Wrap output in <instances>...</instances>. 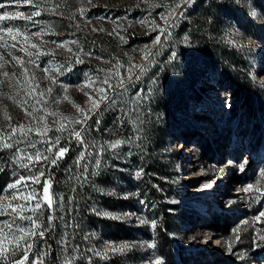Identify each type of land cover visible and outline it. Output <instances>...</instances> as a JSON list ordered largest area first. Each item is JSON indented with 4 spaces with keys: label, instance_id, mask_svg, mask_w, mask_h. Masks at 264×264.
<instances>
[{
    "label": "rangeland",
    "instance_id": "obj_1",
    "mask_svg": "<svg viewBox=\"0 0 264 264\" xmlns=\"http://www.w3.org/2000/svg\"><path fill=\"white\" fill-rule=\"evenodd\" d=\"M125 1L101 0L97 2L98 5L92 0H34L41 14L33 17L32 21L17 18L3 22L5 26L19 28L22 32L26 27L28 31L16 40L4 37L10 46L14 44L15 47L0 48V55L3 56L0 63L7 61L5 67L0 68V73L8 71L19 74L22 68L12 57L23 58V67L28 68L29 76L12 77L10 83H16L17 78L20 84L29 80L32 87L39 89L44 101H50L41 110L42 114L46 118L59 120L57 127L63 125L62 132L83 130L84 125L75 123L83 119L78 109L84 113L89 110L92 104L89 97L98 99L95 89L103 87L115 100L114 104L109 101L107 107L101 105L104 118L99 120H104L105 124L95 127L98 134H103L102 146L109 151L98 168L94 157L100 147L93 139H84L85 143L80 144L72 137L80 145L79 148L66 147L73 152L75 161L81 151L86 155L81 162L88 165L84 175H81L82 167H77L75 161L64 170L65 177L75 175L79 189L86 192L87 203L84 205L77 204L76 199L66 202L57 190L54 171H58L61 160L56 165L42 160L33 161L28 168L13 162L17 148L23 150L25 159L22 163L26 164L29 163L27 156L37 151L52 156V153L45 152V148L57 136L54 134L56 131L48 125L47 136L43 138L36 134L34 128L29 133V139L36 144L35 148L29 147L28 140L17 133L15 141L19 143L14 142L11 149H0V196H10L11 191L4 189L20 176L29 177L42 172L41 182L29 181L23 191L28 193L35 190L37 197H40L43 181L47 180L51 186L50 194L57 201L55 213H50L45 205L40 216V220L42 216L47 219L50 214L56 217L51 227L45 230V235H51V241H45V236L37 237L30 257L35 259L36 254L60 251L64 241L57 237V233L64 224L62 214L68 212L73 217L69 225L77 230L78 236L89 242V249L100 251L106 244L134 245L122 253L115 252L124 260V264H154L157 259L160 264H249V260L256 256L264 258V241L257 238V232L264 229V217L260 218V222L253 219L264 212V197L257 200L251 192L242 191L240 195H232V191L227 190L225 193L229 195V200L220 203L214 185L222 165L216 163L213 157L201 154V146L205 143L210 146L217 144L216 159H221L228 154L226 151L233 149L234 157L241 155L240 162L245 165L241 170L242 189L257 181L264 186V179L261 178V173H264V0L260 2L261 7L254 0H229L230 4H234L237 18L228 17L225 9H218V35L213 38L207 33L201 43L190 46L185 44L184 32L174 27L181 15L170 17V23L174 21L170 28L162 19V14L167 15L174 6L162 3L152 14L116 12L109 6ZM0 3L5 4L0 14L19 12L23 17H28L35 10L23 2L17 4L16 0H0ZM188 7L183 5L176 11H182L184 15ZM189 16L186 15V18L189 19ZM53 17L56 19L52 21ZM61 22H64L63 26H60ZM127 25L135 34L146 36L140 42L137 56L109 57L86 47L78 34L101 30L119 36ZM161 29L167 31L162 34ZM35 32H41V35H32ZM157 35L161 36L162 45L153 46ZM120 40L123 42L125 38L120 35ZM66 41V46H57L64 45ZM32 44L37 47H31ZM165 44H169L167 51ZM21 48L26 51H21ZM148 49L153 55L145 60L144 54ZM164 51L162 61L166 66L163 70H158L150 78L146 70L140 73L139 68H134L132 80L128 82L129 68L135 65L147 67L150 60L158 58ZM26 52H31L32 56L28 57ZM194 57L195 60L191 61ZM29 59L34 63L29 64ZM77 59L83 62L78 63ZM117 62L122 65L119 76L125 80V87H117L112 92L102 82L111 75L110 83L117 84V76L112 75L116 72ZM0 80L9 83L2 75ZM242 94L250 96L242 101ZM3 116L6 119L5 112ZM211 117L212 120L218 119V130L213 134L202 128L203 121ZM9 131L7 129L4 133ZM184 135L185 138H179ZM236 138H239L237 142ZM117 139L123 143L116 149L107 147L108 143ZM183 140L196 144V148L192 146V152L186 153ZM59 148L57 145L53 152ZM236 149L242 153L239 154ZM89 152L91 156L87 155ZM149 153L157 154L166 168L163 172H148L143 168L141 162ZM181 157L182 162L179 161ZM184 159L188 162L184 163ZM182 164L185 169L181 171ZM137 172L141 174L137 176ZM93 174L109 176L97 182ZM102 195L112 196L114 202L109 206L97 202ZM8 202L0 201V204ZM105 212L110 215L98 214ZM81 213L88 217L79 227L74 218ZM102 218L125 221L134 230L131 236L117 235L112 238L100 222ZM209 218L219 221L222 230H211L207 223ZM9 219L8 215L0 216V221ZM142 220L147 222L141 223ZM244 221L248 223L243 224ZM21 223L27 226L26 222ZM238 227L237 239L233 230ZM0 228L6 233L9 231L2 224ZM147 244L154 247H146ZM229 245L232 249L230 252ZM89 249L81 254L78 251L74 253V258L80 257L75 264H91L98 257Z\"/></svg>",
    "mask_w": 264,
    "mask_h": 264
},
{
    "label": "trees",
    "instance_id": "obj_2",
    "mask_svg": "<svg viewBox=\"0 0 264 264\" xmlns=\"http://www.w3.org/2000/svg\"><path fill=\"white\" fill-rule=\"evenodd\" d=\"M94 2H101V0H92ZM256 5L261 7V0H254ZM178 0H126L122 4H109V6L116 10V12H125L127 14H133L137 11L139 12H147L152 14L156 11L161 4L167 3V6H174ZM107 3H110L107 1ZM100 5L99 3H97ZM233 4V3H232ZM230 4L229 0H194V2L187 8L186 14L180 16L175 22V29L182 30L184 32V41L187 46L193 43L202 42L205 39V34H209L211 37L215 38L220 30V22L217 17L218 9H225L227 11V16L232 17L234 19L237 18V14L234 10V4ZM186 15H190L187 19ZM56 17L52 18V21L55 20ZM60 26L64 25V22L59 23ZM67 23H65L66 25ZM73 24V23H71ZM67 26V25H66ZM73 26V25H72ZM81 40L86 47H90L96 49L97 51L103 52L109 57L119 56L121 58L127 57L130 55L137 56L139 54L140 42L145 39V35L135 34L132 28L127 25L120 31V35L125 38V41L120 40L119 36H113L111 34H107L104 31L98 30L92 33H78ZM148 34V33H147ZM150 35V33L148 34ZM187 38V40H185ZM200 42V43H201ZM169 44H165V50L169 49ZM212 48V47H211ZM165 51L159 54L158 58H154L152 61L148 62L146 67V71L148 72V77L152 78L154 73H157L158 70H163L166 66V63L162 61V57L164 56ZM161 57V58H160ZM195 60V57L191 59V61ZM91 66V65H89ZM211 66V65H210ZM225 72V71H224ZM149 78V79H150ZM147 79V78H146ZM145 79V80H146ZM34 89V90H33ZM31 92L30 95L27 93ZM41 91L36 87H32L30 84L22 83L18 85L17 83H3L0 84V132H5L7 129L11 130V126H19L24 125L25 128H34L36 129L37 123L33 120L32 116H29L27 113L33 110L35 107L36 112L35 115L37 117L44 116L42 114V109L45 105H49L50 101H44L43 97L40 96ZM243 95V94H242ZM248 95V94H247ZM243 95L242 101H245L246 97L249 98L250 95ZM8 97H13V99H9ZM6 113L7 117L10 119H4L3 113ZM98 115L92 116L87 123L83 127V139H93L100 148H103L104 151L99 152V156H95L94 160L99 158L100 163L104 161L109 155V151L106 150L102 143L104 142V137L102 133H97L95 127L102 126L104 122L99 120V118H104L102 113H104V109L102 111H98ZM134 117H135V112ZM136 118V117H135ZM47 125L52 128V130L56 131V136L60 138L59 147H69V149L77 150L79 148V144L76 143L75 140L70 136L69 131H59L58 124L59 120H55V118H46ZM99 120L100 123L96 124L95 121ZM39 127H44L43 124L39 125ZM186 137L180 136L179 138L183 139ZM215 145H209L205 143L201 146V154L202 156H209V158L214 159L216 163H218L217 159L214 157L216 150ZM215 146V147H214ZM75 161V157L73 156V152L68 151L64 158L60 161V167L58 171H54L57 184V190L61 192L63 197L66 199V202L72 201L76 199V203L79 205H84L87 203V194L86 192H81L78 187V180L75 175L69 177H65L64 170L66 166L69 164H73L71 162ZM143 168L151 172V170L156 171H164L166 168L163 167V163L157 158V154L155 156L152 153H149L148 156L141 162ZM176 166V165H175ZM174 166V167H175ZM176 168V167H175ZM178 169L175 170L177 173ZM68 175V174H67ZM93 174L94 181H102V179H106L109 175L101 174L100 176ZM68 178V179H67ZM103 179V180H104ZM150 189V187H149ZM97 196V195H95ZM98 198V196L96 197ZM99 203H103L106 205H111L114 202L112 196L102 195L97 200ZM127 203V202H126ZM88 216L85 213H81L74 218L75 224L80 227V225L84 222V220ZM63 221V227L57 233L60 239H62L63 246L60 248L58 253H50L43 257L44 264H65V259L71 261V264H75L80 257H76L72 259L75 252L78 251L79 254L85 252L89 249V242H87L83 237L78 236L77 230L72 228L69 225V220L73 217L69 215L68 212H65L61 216ZM214 218L208 219V227L213 231L222 230L223 226L219 224V221H215ZM41 224L46 226L47 219L45 216H42L40 220ZM105 229L107 230L110 237L115 238L117 235H121L123 237L131 236L134 227L127 222H117L112 221L110 219L102 218L100 221ZM47 227L45 228V230ZM158 232V230H157ZM51 235H45V241H51ZM264 248V244L262 245ZM91 264H124V260H121L117 253H108L107 258L101 259L96 257ZM209 264V263H205ZM212 264V263H210Z\"/></svg>",
    "mask_w": 264,
    "mask_h": 264
},
{
    "label": "snow or ice",
    "instance_id": "obj_3",
    "mask_svg": "<svg viewBox=\"0 0 264 264\" xmlns=\"http://www.w3.org/2000/svg\"><path fill=\"white\" fill-rule=\"evenodd\" d=\"M23 2L26 5H31L35 10L32 12L31 16L28 17H23L22 13L16 12H3L0 14V33H3L4 35H0V41H4L3 43H0V48H14L15 45H9L7 41H5L4 37L8 36L12 40H16L18 36L23 35L28 31V29L25 27L23 32L19 28L15 27H8L3 24L4 21H9L17 18H23L27 21H32L33 17L39 16L40 9L37 7V5L34 3V0H16L17 4H20ZM193 3V0H178L177 3H175L174 7L171 8L167 15L162 14V19H164L165 24L168 25L170 28L174 21L170 23V17H176L178 15H183V12L177 13L176 9H180L183 5H191ZM5 8V4L0 3V9ZM53 11H55L53 9ZM34 22V21H33ZM35 23V22H34ZM43 29H41V32ZM167 29H161V33H165ZM41 32H35L32 33V35H35L39 37L41 35ZM170 35V33H169ZM165 39L168 38L167 35L164 37ZM187 40V38H185ZM53 43H56L53 41ZM67 41L64 42V45H57L58 47L60 46H66ZM72 43H76L75 41H72ZM153 46L155 45H162L161 41V36L157 35L155 39L152 42ZM31 47L36 48L37 46L32 44ZM148 48V46H146ZM21 51H26L25 49L21 48ZM39 51V50H38ZM71 51V49H69ZM11 54V52L9 53ZM28 57L32 56L31 52H26ZM153 55L151 53V50L148 49L145 54H144V59L147 60L149 56ZM13 60L16 61L17 64H19L22 68V71L17 74L15 72L9 73L8 71H3L0 73L4 78L8 79L9 83L11 82L12 77H27L29 76V70L26 67H23L24 65V60L21 57L13 55ZM3 60V56L0 55V61ZM29 64L34 63L31 59L27 61ZM78 63H82L83 61L80 59H77ZM7 61L4 63H0V68H4L5 64ZM122 67V65L119 64V62L116 63L115 68L116 72L113 73L112 75L117 76V84L112 85L110 83V80L112 78L111 75H108L105 77L104 81L102 83L108 85L109 91L114 92L117 87L119 88H124L125 87V80L119 76V68ZM134 68H139L140 73H143L146 70V66L142 65H135L131 68L128 69L129 75H128V82H131L132 80V74L134 71ZM47 71V69H45ZM34 79V76L32 77ZM137 79L139 76L136 77ZM5 83L4 80H0V84ZM16 83L19 85L21 83L20 79H16ZM25 84H30L29 80H25ZM87 86V85H85ZM34 90V89H33ZM49 92L52 91V89H48ZM66 91V90H65ZM95 91L98 93V99H93L92 97H89V99L92 101L91 107L89 110L84 113L83 110L78 109V111H81L83 114V119L82 120H77L75 123L85 125L87 121L91 118L93 114L98 115V110L101 109V105L104 104L105 107H107V103L110 101L111 103H115V100L112 99V97L108 94V92L105 91L103 87L95 89ZM28 95L31 94V92L27 93ZM139 95V94H138ZM41 98L43 97V93H40ZM9 99H13V97H8ZM67 98V97H65ZM36 109L33 107V110L31 112H28L27 114L29 116H32L33 120L36 121L37 127L35 129V132L37 135H39L41 138L47 136L48 133V127H47V122L45 119V116H39L37 117L35 115ZM50 115L55 116L56 113H50ZM6 119H10V117H5ZM96 124H99L100 121L97 119L95 121ZM43 124L44 127L41 128L39 125ZM57 130L62 131L64 130V126L61 125ZM33 132L32 128H25L24 125H19L17 126H11V130L7 132L6 134L4 132H0V149H11L14 147V142L19 143L20 141H15V137L17 133H19L24 139L28 140V146L35 148L36 144L33 143L29 139V133ZM70 136L75 138L80 144H84L85 141L83 139V132L82 131H76L73 129L70 133ZM123 141L121 140H115L110 143H108L107 147L110 149H116ZM60 144V138L56 137L54 141H52L47 148H45L46 153H52V156L45 155L44 153H41L37 151L34 153V155H29L27 156V160L29 163H22V161L25 159V156L23 155V150L17 148L16 149V154H14L13 157V162L17 165H19L22 168H28L29 164L32 163L33 161L35 162H40L41 160L44 162H50L53 165H56L59 160L63 159L65 154L69 151L68 148L66 147H60L58 151L53 152V149ZM104 151L103 148H100L97 156H99V152ZM88 156H91L92 153L89 152L87 154ZM86 159L85 152L81 151L79 155L77 156V159L75 161L77 167H82L83 171L81 175H84L88 171V165L87 163L82 164L81 162ZM246 163V162H245ZM95 165L98 168L100 166V160L97 158L95 160ZM244 163L240 164L239 167L241 170L244 169ZM137 176H139L141 173L137 172ZM44 174L41 172L39 175H31L29 177H24L20 176L18 179H16L13 183H9L4 191H11L10 196H0V201H9L7 204H0V216H5L8 215L10 217L9 220H4L0 221V224H2L4 227H6L9 231L6 233L3 228H0V264H44V259L43 257L47 255V253L43 254H36L35 259L30 257L29 253L32 252L34 244H35V239L37 237L43 238L45 236V228L46 227H51L52 222L54 219H56L55 215H48L47 216V225L44 226L40 222V216L43 214L44 211V206L46 205L47 209L49 210L50 213H55L56 211V204L57 201L54 198L52 194H50V184L47 180L43 181L42 184V196L37 197V194L35 190H32L28 193H25L23 191L24 187L28 186V182L31 181V183H40V177L43 176ZM261 178L264 179V173H261ZM23 186V187H21ZM245 193H253L255 196V199L260 200L261 197H264V186L260 185V181H257L256 184H250L247 187L243 189ZM35 201L33 204L32 201ZM11 201H17L16 203H12ZM10 209V211H9ZM32 213V214H26V213ZM99 215H105L108 216L110 215L109 213H98ZM129 215V214H125ZM264 217V212H260L258 216L254 217L253 219L257 222H260V218ZM21 222H26L27 226H25V223ZM147 221H141V223H146ZM243 224H247V221L242 222ZM71 226V225H69ZM155 226L153 222V227ZM239 227L237 229H234V233L237 234V239H238V232H239ZM19 233V234H17ZM257 238L259 240L264 241V229H260L257 232ZM134 245L131 244H122V245H112V244H106L103 250L96 251L93 249H89V251L94 252L95 256L100 257L101 259L107 258V254L109 252H124L125 250L130 249ZM143 246V245H142ZM146 247H154L153 244H147ZM231 246L229 245L228 251L230 252ZM19 254V255H18ZM242 258V257H241ZM73 259H75L73 257ZM65 264H71V261L68 260L67 258L65 259ZM154 264H160V260L157 259Z\"/></svg>",
    "mask_w": 264,
    "mask_h": 264
},
{
    "label": "built area",
    "instance_id": "obj_4",
    "mask_svg": "<svg viewBox=\"0 0 264 264\" xmlns=\"http://www.w3.org/2000/svg\"><path fill=\"white\" fill-rule=\"evenodd\" d=\"M205 118H207V116H205ZM212 118L213 117L205 119V121H203V123H202V128L206 129L207 132L213 134V133H216L218 130V119L214 118V120H212ZM200 124H201V121H200ZM188 142L189 141L184 140V145L188 144ZM196 146H197L196 144L195 145L193 144L194 148H196ZM191 148L192 147H189L187 150H189V151L191 150V152H192ZM232 150L229 149L228 150L229 152L226 151L228 153L227 155L225 154L226 163L224 166H222L221 173L218 177H216V181H215L216 184L214 185L215 192L218 195V201L222 204L229 200L228 199L229 195H227V193H225L227 190L232 191V195H240L243 191L242 188L244 186V182L242 181V179H243L242 178L243 177L242 171L239 167V165L241 164V162H240L241 161L240 160L241 155L239 157L235 158L234 157L235 153ZM236 152H239V151H237V149H236ZM186 162H188V161L184 159V163H186ZM211 200H213V197L211 198ZM211 207H213V206H211Z\"/></svg>",
    "mask_w": 264,
    "mask_h": 264
}]
</instances>
